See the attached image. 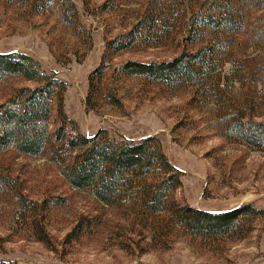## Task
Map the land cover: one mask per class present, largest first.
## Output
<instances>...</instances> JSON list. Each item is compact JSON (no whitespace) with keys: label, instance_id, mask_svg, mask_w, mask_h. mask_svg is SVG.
I'll use <instances>...</instances> for the list:
<instances>
[{"label":"rangeland","instance_id":"1","mask_svg":"<svg viewBox=\"0 0 264 264\" xmlns=\"http://www.w3.org/2000/svg\"><path fill=\"white\" fill-rule=\"evenodd\" d=\"M72 2L81 29L63 20L59 0H0V53L27 54L65 83V114L89 138L100 131L127 142L157 138L180 177L181 186L171 196L176 205L218 213L251 204L262 216L244 238L199 237L171 223L167 214L149 216L135 203L104 205L72 188L49 152L32 157L9 149L0 153V261L264 264V152L225 136L218 117L222 104L205 87H171L116 72L127 62L172 61L214 41L223 43L236 60L225 66H235L226 80L227 105L264 122V0ZM222 4L241 21V32L195 26ZM138 26L142 36L131 50H108L110 41ZM100 67L105 68L102 91L90 110L89 76ZM40 85L6 78L0 83V106L22 89ZM110 92L117 105L108 102ZM57 114L55 102L54 127ZM162 177L155 169L150 181Z\"/></svg>","mask_w":264,"mask_h":264},{"label":"trees","instance_id":"2","mask_svg":"<svg viewBox=\"0 0 264 264\" xmlns=\"http://www.w3.org/2000/svg\"><path fill=\"white\" fill-rule=\"evenodd\" d=\"M59 4L63 20L72 28L81 29L78 10L72 0H59ZM194 24L202 30L229 34L242 30L241 21L226 4L219 5L213 15ZM139 27L110 41L108 50L113 53L131 50L142 36ZM235 61L223 43L214 41L198 52L182 53L172 61H131L116 72L118 76L145 78L171 87L182 84L205 87L206 93L222 104L218 117L225 136L264 152V122L246 118L243 111L228 106L224 99L226 80L235 72V66L230 70H225V66ZM104 76L103 67L89 76L86 102L90 110L96 108ZM8 77H23L41 85L35 89H22L14 99L0 106V153L14 149L21 154L39 157L49 152L72 188L92 194L104 205L135 203L149 216L167 214L171 223L203 238H244L251 231V223L262 216V211L251 204L218 213L176 205L171 196L181 186L180 177L170 166L157 138L127 142L111 137L106 131H100L94 138L84 135L65 114L66 84L46 73L41 63L27 54L0 53V83ZM106 98L110 104L117 105L113 93ZM55 102L57 127L52 122ZM155 169H160L164 177L150 181ZM0 264L23 263L0 261Z\"/></svg>","mask_w":264,"mask_h":264}]
</instances>
